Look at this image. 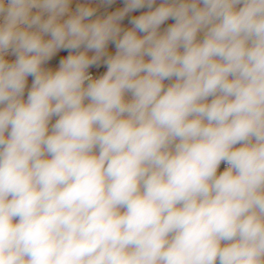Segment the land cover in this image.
I'll use <instances>...</instances> for the list:
<instances>
[{"label": "clouds", "instance_id": "clouds-1", "mask_svg": "<svg viewBox=\"0 0 264 264\" xmlns=\"http://www.w3.org/2000/svg\"><path fill=\"white\" fill-rule=\"evenodd\" d=\"M72 4L0 0V264H264V0Z\"/></svg>", "mask_w": 264, "mask_h": 264}, {"label": "rangeland", "instance_id": "rangeland-1", "mask_svg": "<svg viewBox=\"0 0 264 264\" xmlns=\"http://www.w3.org/2000/svg\"><path fill=\"white\" fill-rule=\"evenodd\" d=\"M81 2H85V0H73V4H72V8H73V10L75 9V6H76V4L77 3H81ZM162 2V0H156V4L155 5H153V8H155V7H157V6H159V4ZM92 3L95 5V6H97L98 7V12H97V15H104V16H106V15H108V14H110L111 12H113V11H116V10H118V9H120V8H123L124 6H125V4H124V0H115V2L111 5V6H106V5H102L101 3H100V0H92ZM149 9L147 8V7H144V8H142V9H139V10H137V11H135V12H132V13H129L128 14V16H126L125 17V19L121 22V26L123 27V28H125V29H127V28H131L132 27V25L129 23V19L131 18V17H133V16H138V15H140V14H143L144 12H146V11H148ZM95 18V17H94ZM173 23H175V21H174V19H169V20H167V21H165V23L163 24V25H161V27H160V32L161 33H163L164 32V30L168 27V26H170L171 24H173ZM140 35H143V34H140ZM201 36H202V34L200 33L199 35H198V39H201ZM82 50V49H81ZM115 46H114V44H109V52H110V54H115ZM69 53L67 52V51H61V52H59L58 54H57V56H55L51 61H49L48 63H46L45 65H44V67H51V68H53V69H56V68H58V66H59V59L60 58H62V57H65V56H67ZM89 55H92V53L90 52L89 53ZM10 61L11 60H14L15 59V57L14 56H12L11 54L7 57ZM90 70H95L96 72H98V73H100L101 75L104 73V72H106V70H107V68H106V66L103 64V63H101V65L99 66V67H92V68H90ZM32 77L30 76V77H28V84H27V87H26V89H25V94H24V99L26 100L27 99V93H28V90L30 89V87H31V83H32ZM172 81H168V80H166V81H164V83H165V86H167L169 83H171ZM126 98L127 99H130L131 97H130V94H126ZM212 98L210 97L209 98V101L211 100ZM57 119V117H53V119H52V121L50 122V125H49V127L51 128V124H53V123H55V120Z\"/></svg>", "mask_w": 264, "mask_h": 264}, {"label": "built area", "instance_id": "built-area-1", "mask_svg": "<svg viewBox=\"0 0 264 264\" xmlns=\"http://www.w3.org/2000/svg\"><path fill=\"white\" fill-rule=\"evenodd\" d=\"M202 38H203V35L201 36V39ZM89 71L95 78H98L101 75L100 73L96 72L95 70H89ZM237 146H239V145H237ZM226 167H227V165L225 163H222L221 166H220L219 171H223Z\"/></svg>", "mask_w": 264, "mask_h": 264}, {"label": "bare ground", "instance_id": "bare-ground-1", "mask_svg": "<svg viewBox=\"0 0 264 264\" xmlns=\"http://www.w3.org/2000/svg\"><path fill=\"white\" fill-rule=\"evenodd\" d=\"M203 35V33H201Z\"/></svg>", "mask_w": 264, "mask_h": 264}]
</instances>
